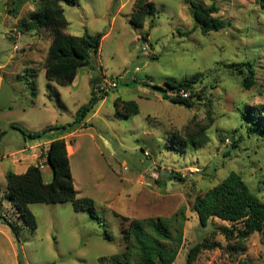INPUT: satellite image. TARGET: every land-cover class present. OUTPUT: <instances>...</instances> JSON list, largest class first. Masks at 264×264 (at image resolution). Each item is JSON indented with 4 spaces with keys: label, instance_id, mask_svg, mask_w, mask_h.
I'll return each mask as SVG.
<instances>
[{
    "label": "rangeland",
    "instance_id": "obj_1",
    "mask_svg": "<svg viewBox=\"0 0 264 264\" xmlns=\"http://www.w3.org/2000/svg\"><path fill=\"white\" fill-rule=\"evenodd\" d=\"M137 1L63 4L66 33L103 37L95 68L80 69L72 84L60 86L42 71L50 32H20L33 1L0 0V264H21L20 256L23 264H135L134 250L128 260L124 257V236L131 221L146 219H167L172 236L181 232L172 264H186L188 251L204 240L219 247L201 251L192 264H264L261 234L227 242L219 231L226 223L212 219L201 227L193 211L195 200L231 172L264 201V141L248 136L237 109L264 103V75L259 71L257 85L242 91L241 75L226 68L247 60L264 66V0H152L156 11L142 28L130 22ZM190 3L215 5L216 17L230 27L202 34L194 29ZM146 34L145 42L141 37ZM195 74L203 77L193 87L201 99L194 100L192 109L168 103L155 89ZM92 79L95 93L104 98L66 143L72 148L68 161L76 198L90 199L94 212H75L69 202L31 204L36 220L31 231L4 197L5 175L23 174L32 163L29 155L38 150L17 153L39 142L24 140L23 134L76 119L89 101ZM112 80L116 87H107ZM97 85L106 87V95ZM117 98L134 101L138 114L119 116ZM205 127L201 148H186L180 155L168 150L172 134L183 137ZM61 135L53 130L42 140ZM43 166V180L49 183L46 160ZM172 173L184 181L170 179Z\"/></svg>",
    "mask_w": 264,
    "mask_h": 264
},
{
    "label": "trees",
    "instance_id": "obj_2",
    "mask_svg": "<svg viewBox=\"0 0 264 264\" xmlns=\"http://www.w3.org/2000/svg\"><path fill=\"white\" fill-rule=\"evenodd\" d=\"M33 9L28 13V19L20 25L21 33L38 32L46 29L51 34V39L45 59L42 63V71L47 81L60 86H67L74 82L78 71L86 66L93 70L95 57L98 54L100 41L103 35L73 36L66 33L68 23L64 17L63 4L75 5V0H32ZM15 10L12 9V12ZM156 9L152 0H139L134 7L131 24L142 28L145 19L153 16ZM218 8L215 5L206 6L201 3H190V15L194 22V29L198 28L202 34L219 32L230 27L229 21L216 17ZM153 26V22H151ZM148 35L141 37L147 41ZM231 74L241 75L240 87L242 91H249L260 80L258 72L264 75V66H256L254 61L232 62L226 66ZM202 74H195L189 79L179 82H166L163 88H157L162 92V99L174 105H181L187 109L195 106V99H201V93L193 90L201 79ZM264 78V77H263ZM91 80V96L86 105L80 107L76 113V119L60 127H50L41 133L34 135L23 134L30 140H42L47 133L57 130L62 134H70L77 128H82L81 122L89 112L104 97H98ZM98 90L100 86L97 85ZM179 91H188V99H180ZM106 95V90H101ZM174 93V97L168 94ZM114 107L117 114L128 118L137 115L138 106L134 101H123L117 98ZM238 111L243 125L246 126L248 136H258L264 141V103L254 106H244ZM200 128L196 133H186L183 137L174 133L169 137L167 146L169 151L183 154L186 148L196 150L201 148L207 140L206 130ZM1 135V134H0ZM241 139V138H240ZM238 139L237 141H240ZM233 141L232 148H236L238 142ZM46 163L51 169V181L44 183L39 164L29 166L23 174L8 172L5 175L6 188L4 197L11 207L17 212L22 223L31 231L36 228V220L28 206L31 204H58L69 202L75 212L87 210L93 214V204L90 199L76 198L73 179L69 167L66 143L63 138L52 139L47 147ZM170 179L182 183L180 174L172 173ZM199 225L206 227L210 220L215 219L226 225L219 231L227 241L244 240L252 234L263 236L264 245V201L259 200L245 185L240 175L231 172L220 183L209 189L201 197L197 198L193 205ZM182 214V213H181ZM167 219L133 220L129 223L124 236L126 251L124 257L128 260L134 250L135 264H172L177 249L181 244L182 234L179 231L172 236L167 228ZM13 231L15 229L13 228ZM107 238V237H106ZM218 244L204 240L195 244L187 253L186 264H192L196 256L203 250L210 251ZM240 264H250L243 260Z\"/></svg>",
    "mask_w": 264,
    "mask_h": 264
},
{
    "label": "crops",
    "instance_id": "obj_3",
    "mask_svg": "<svg viewBox=\"0 0 264 264\" xmlns=\"http://www.w3.org/2000/svg\"><path fill=\"white\" fill-rule=\"evenodd\" d=\"M71 134H72V133L67 134V135H66V134H63V135H61V136L58 137V138H63V139L65 140V143H66V138H71ZM23 139L25 140V138H23ZM29 140H30V139H29ZM51 140H52V139L39 140V142H38L37 145L32 146V147L30 146L28 150H26L25 148H23V149L17 151V153L20 154V153H24V152H26V151L30 152L31 149L37 148V149H38L37 152H34V153H32V155H31V154L29 155V159H30V161H32V163H31L29 166H31V165H37V164H39V165H40V164L44 165V162H45V160H46L45 156L42 157V158H39V156L41 155V152H42L41 149H43V152L47 150V147H48V145H49V143H50ZM25 142H26V141H25ZM29 142H30V141H29ZM66 149L72 151V148L70 149V147H69V145H67V143H66ZM68 150H67V153H68V155H69L70 153H69ZM23 159H24V158H22V160H23ZM19 161H21V160H19ZM29 166H28V167H29ZM28 167H27V168H28ZM27 168H26V169H27ZM45 168H46V166H43L42 169H40L41 172H42V170H44ZM26 169H25V171H26ZM50 170H51V169H50ZM42 176H43V175H42ZM43 181H44V180H43ZM44 183H45V182H44Z\"/></svg>",
    "mask_w": 264,
    "mask_h": 264
},
{
    "label": "built area",
    "instance_id": "obj_4",
    "mask_svg": "<svg viewBox=\"0 0 264 264\" xmlns=\"http://www.w3.org/2000/svg\"><path fill=\"white\" fill-rule=\"evenodd\" d=\"M108 85H110L111 88H114V87H116V82L112 80V81L110 82V84H107V87H108ZM100 89H101V90H105L106 87L101 86ZM168 95H169L170 97H174V96H175L174 93H169ZM178 96L180 97V99H188V98L190 97V94H189L188 91H179V92H178ZM42 154H46V151L41 152V155H42ZM144 155H145V156H148V154H147L146 152H144ZM42 167H43V165L40 164V165H39V168L42 169ZM194 172H198V170L195 169Z\"/></svg>",
    "mask_w": 264,
    "mask_h": 264
},
{
    "label": "water",
    "instance_id": "obj_5",
    "mask_svg": "<svg viewBox=\"0 0 264 264\" xmlns=\"http://www.w3.org/2000/svg\"><path fill=\"white\" fill-rule=\"evenodd\" d=\"M105 143H107L106 141H105ZM107 146L110 148V146L108 145V143H107ZM170 182H172V181H170ZM169 182V183H170ZM169 183H167V187L169 188L170 187V184ZM21 264H23V262H22V259H21V256H20V261H19Z\"/></svg>",
    "mask_w": 264,
    "mask_h": 264
},
{
    "label": "bare ground",
    "instance_id": "obj_6",
    "mask_svg": "<svg viewBox=\"0 0 264 264\" xmlns=\"http://www.w3.org/2000/svg\"><path fill=\"white\" fill-rule=\"evenodd\" d=\"M69 152H71V150H69Z\"/></svg>",
    "mask_w": 264,
    "mask_h": 264
}]
</instances>
